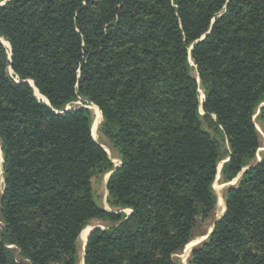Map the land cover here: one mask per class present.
Listing matches in <instances>:
<instances>
[{
    "label": "trees",
    "instance_id": "16d2710c",
    "mask_svg": "<svg viewBox=\"0 0 264 264\" xmlns=\"http://www.w3.org/2000/svg\"><path fill=\"white\" fill-rule=\"evenodd\" d=\"M2 1L0 264H77L91 219L108 225L83 264H178L215 209L223 160L224 182L240 176L188 262L264 264V0ZM78 99L120 157L110 210L91 179L115 165L89 108L65 110Z\"/></svg>",
    "mask_w": 264,
    "mask_h": 264
},
{
    "label": "rangeland",
    "instance_id": "374dc122",
    "mask_svg": "<svg viewBox=\"0 0 264 264\" xmlns=\"http://www.w3.org/2000/svg\"><path fill=\"white\" fill-rule=\"evenodd\" d=\"M3 2L4 1L0 2V5L3 4ZM2 39L7 44H4ZM0 41L4 44L6 50L9 54L10 49H11L9 42L3 36H0ZM190 65H192V74L196 76L195 67H193V63L190 62ZM8 73H9V76L13 77V72H12L11 68H8ZM13 78L16 79L15 76ZM32 82L33 81H31L30 83H32ZM32 87H33V89L35 88L34 86H32ZM199 98H200V101H203V99H204V92L202 89L199 90ZM40 100H42V99H40ZM42 101H44V100H42ZM82 105L87 106L90 110L91 117H92V128H91V130H92V134H93L94 139L102 145V147L107 152V155L109 156V158L113 161L114 165H119L120 164V157H119L118 151L116 150V148L113 147L111 142L102 135V133L100 131L101 124H102V117H101V113L98 110V108L94 105H91V104H82V101L80 99H78V100L68 104L65 107V109L66 108H74V107H78V106H82ZM200 112H202L201 108H200ZM257 114H258V110L256 111V113L254 115V120H255V125H256V128H257L259 136H260V147L258 148V150L255 154V158H254L255 162L257 160L261 159L263 152H264V122L259 117H257ZM205 127H206V125H205ZM206 128H208V127H206ZM208 129L213 135H215V137H217L221 141L223 151L225 149L227 150L228 148H227L226 143L223 144L224 142L222 140V136L219 133H216V132L214 133V131L211 128H208ZM1 155L2 154L0 153V199H1V195L3 193V189H4V186H3L4 185L3 155L2 156ZM221 162L222 161H220L218 163V171L216 174V178L213 182V188H214V191H215L216 196H217V202H216L215 209L209 214L208 217L199 221L198 226L195 229V235L196 236L192 239V241H191L192 243H190L189 248H183V250H181L180 252L175 253L173 255L175 261L178 264H189L188 261H189V256H190L191 250L198 243L205 240V235L211 230L214 221L224 211V195H225L226 189L229 186L234 185L239 178V176H237L236 178H234L233 180H231L229 182H224L223 178L219 172V166H220ZM108 173H110V172H108ZM108 173H106V174L102 173V174L94 175L92 177L91 181H92L93 195H94L96 202L98 203L99 206L103 207L104 209L110 210L111 208L107 203L108 192L106 189V179L108 177ZM124 211L126 213H129L128 209H125ZM87 225H86L87 227L85 226L86 228L84 229V231L80 234V238L78 237L77 244H78V257L79 258H78L77 264H82V250H83L82 249V244H83L82 242L85 241L89 229L91 227H94L97 225L104 228L108 225V222H104V221L99 220V219H91ZM194 241H195V244H193Z\"/></svg>",
    "mask_w": 264,
    "mask_h": 264
},
{
    "label": "water",
    "instance_id": "95a60500",
    "mask_svg": "<svg viewBox=\"0 0 264 264\" xmlns=\"http://www.w3.org/2000/svg\"><path fill=\"white\" fill-rule=\"evenodd\" d=\"M3 3H4V2H3ZM29 83H30V82H29ZM30 85H31V86H34V83H33V82L30 83ZM45 102H47V101H45ZM262 106H264V102L261 103V104L259 105V108L262 107ZM67 109H69V108H66L65 110H67ZM224 161H225V160H223V161L221 162V164H222ZM258 162H260V160H257V161H256V163H258ZM221 164H220V166H219V169H220V167H221ZM119 166H120V164H119V165H115L114 169H113L112 171H110L109 176H108V178H107V180H106V187H107L108 180H109L110 176L113 174V172L115 171V169L118 168ZM244 169H245V168H244ZM238 176H240V174H239ZM222 215H223V214H222ZM222 215H221V216H222ZM220 218H221V217L217 218V219L214 221L211 230L207 233V235L205 236V238L209 235V233L212 231V229H213V227H214L216 221H218ZM95 228H102V227H101V226H98V225H97V226H94V227L91 228V230L89 231V233H90L92 230H94ZM88 235H89V234H88ZM87 238H88V237H87ZM86 242H87V239H86ZM86 242H85V245H84V249H85V246H86ZM83 257H84V252H83V256H82V264L84 263Z\"/></svg>",
    "mask_w": 264,
    "mask_h": 264
},
{
    "label": "bare ground",
    "instance_id": "6f19581e",
    "mask_svg": "<svg viewBox=\"0 0 264 264\" xmlns=\"http://www.w3.org/2000/svg\"><path fill=\"white\" fill-rule=\"evenodd\" d=\"M2 41L4 42V44H7L3 39H2ZM31 82V81H30ZM34 94L36 95V97L37 98H39V99H42V100H44V101H46V98L44 97V96H42L41 94H39V92H38V90L36 89V88H34ZM95 140V139H94ZM108 176H109V173H108ZM108 178V177H107ZM107 180V179H106ZM224 212V211H223ZM223 212H222V214H223ZM221 214V215H222ZM221 215L219 216V217H221ZM218 217V218H219ZM92 228V227H91ZM91 228L89 229V231L91 230ZM89 231H88V234H89ZM209 231V230H208ZM88 234H87V236H86V239H87V237H88ZM86 239H85V241H83L82 243V256H83V252H84V245H85V242H86ZM193 244H195V241L193 242ZM190 252V251H189Z\"/></svg>",
    "mask_w": 264,
    "mask_h": 264
},
{
    "label": "crops",
    "instance_id": "0c3cea01",
    "mask_svg": "<svg viewBox=\"0 0 264 264\" xmlns=\"http://www.w3.org/2000/svg\"><path fill=\"white\" fill-rule=\"evenodd\" d=\"M206 235H207V234H206ZM206 235H205V236H206ZM205 239H206V238H205ZM201 242H202V241H201ZM198 244H199V243H198Z\"/></svg>",
    "mask_w": 264,
    "mask_h": 264
}]
</instances>
